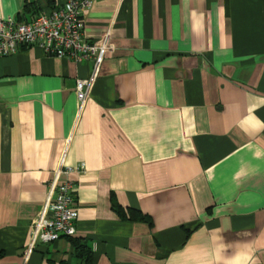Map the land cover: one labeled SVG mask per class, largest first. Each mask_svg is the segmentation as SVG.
I'll use <instances>...</instances> for the list:
<instances>
[{
  "label": "crops",
  "instance_id": "1",
  "mask_svg": "<svg viewBox=\"0 0 264 264\" xmlns=\"http://www.w3.org/2000/svg\"><path fill=\"white\" fill-rule=\"evenodd\" d=\"M65 2L0 0V18ZM84 22L114 49L82 108L91 61L0 58V264H264V0H93ZM68 167L77 234L33 245Z\"/></svg>",
  "mask_w": 264,
  "mask_h": 264
},
{
  "label": "built area",
  "instance_id": "2",
  "mask_svg": "<svg viewBox=\"0 0 264 264\" xmlns=\"http://www.w3.org/2000/svg\"><path fill=\"white\" fill-rule=\"evenodd\" d=\"M93 0H66L49 13H40L31 21L20 22L14 18H0V58L13 55L21 47H38L46 55L69 59L76 63L91 61L94 74L87 80L77 81V98L81 108L86 104L91 89L108 52L114 49L108 33L100 43L90 42L84 32V17ZM81 165L77 171L83 172ZM75 169H60L50 186L47 203L32 225V242L53 243L77 234L75 211V184L68 178L59 181L63 174L69 176ZM30 252V251H29Z\"/></svg>",
  "mask_w": 264,
  "mask_h": 264
},
{
  "label": "trees",
  "instance_id": "3",
  "mask_svg": "<svg viewBox=\"0 0 264 264\" xmlns=\"http://www.w3.org/2000/svg\"><path fill=\"white\" fill-rule=\"evenodd\" d=\"M115 209L117 212H119L122 216H125V213L121 210L119 206H115ZM130 219L131 220H139L143 222H148L152 225V220L147 215H144L142 212L136 211V210H129ZM126 218V217H124ZM73 244L75 246V250L77 255L80 258H84L85 262H89L91 259L92 251L86 244H82L79 241H73Z\"/></svg>",
  "mask_w": 264,
  "mask_h": 264
}]
</instances>
